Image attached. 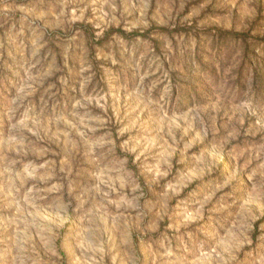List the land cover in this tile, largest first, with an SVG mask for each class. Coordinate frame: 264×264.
I'll use <instances>...</instances> for the list:
<instances>
[{"label": "rangeland", "instance_id": "374dc122", "mask_svg": "<svg viewBox=\"0 0 264 264\" xmlns=\"http://www.w3.org/2000/svg\"><path fill=\"white\" fill-rule=\"evenodd\" d=\"M0 264H264V0H0Z\"/></svg>", "mask_w": 264, "mask_h": 264}]
</instances>
